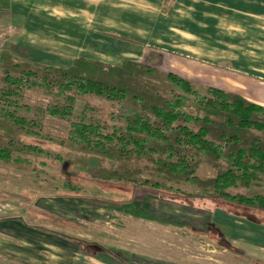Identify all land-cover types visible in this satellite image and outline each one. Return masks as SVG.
Instances as JSON below:
<instances>
[{"label": "trees", "instance_id": "16d2710c", "mask_svg": "<svg viewBox=\"0 0 264 264\" xmlns=\"http://www.w3.org/2000/svg\"><path fill=\"white\" fill-rule=\"evenodd\" d=\"M161 73L148 63L115 66L83 58L66 69L37 66L1 52L0 162L53 157L59 166L64 159L51 153L55 148L75 157L76 166L58 175L78 186L122 192L129 202L155 197L197 211H219L264 227V194L258 193L264 190V107L215 87L199 94L173 71ZM31 90L43 92L51 103H25L24 94ZM85 97L109 102L110 121L90 104H79ZM47 117L68 122L66 139L42 135ZM90 157L98 159L96 169L89 167ZM203 163L213 176L197 175ZM39 219L48 221L44 214ZM88 246L95 254L109 251Z\"/></svg>", "mask_w": 264, "mask_h": 264}, {"label": "rangeland", "instance_id": "374dc122", "mask_svg": "<svg viewBox=\"0 0 264 264\" xmlns=\"http://www.w3.org/2000/svg\"><path fill=\"white\" fill-rule=\"evenodd\" d=\"M10 19L0 17V35L11 28ZM6 45L0 47V53ZM167 52L147 47L139 63H148L161 74L173 71L199 94H207L210 85L220 87L217 67L197 66ZM205 75L212 81L205 82ZM228 78L235 85L234 78ZM169 92L164 89L165 95L170 96ZM24 102L45 107L51 98L31 90L25 92ZM84 103L110 121L114 109L109 102L85 97L79 104ZM68 132V122L47 117L41 133L66 139ZM50 151L61 155L64 162L55 166L53 157L36 161L24 156L8 165L0 162V264H264V227L219 211H197L155 197L129 202L122 192L103 194L92 186H78L58 175L76 166L75 157L55 148ZM89 167L96 169L98 159L90 157ZM214 174L205 163L197 171L201 178ZM258 193L264 194V190ZM40 214L48 221L39 219ZM51 219L55 224H49ZM88 244L109 251L95 254Z\"/></svg>", "mask_w": 264, "mask_h": 264}, {"label": "crops", "instance_id": "0c3cea01", "mask_svg": "<svg viewBox=\"0 0 264 264\" xmlns=\"http://www.w3.org/2000/svg\"><path fill=\"white\" fill-rule=\"evenodd\" d=\"M0 17L12 20L0 47L18 62L118 66L156 47L217 67L215 88L264 107V0H0Z\"/></svg>", "mask_w": 264, "mask_h": 264}]
</instances>
